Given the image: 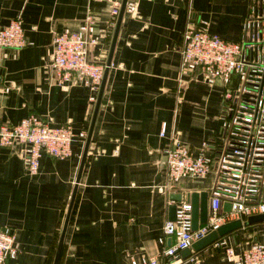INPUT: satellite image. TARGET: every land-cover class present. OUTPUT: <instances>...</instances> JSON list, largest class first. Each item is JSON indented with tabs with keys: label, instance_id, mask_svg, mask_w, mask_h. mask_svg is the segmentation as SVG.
<instances>
[{
	"label": "crops",
	"instance_id": "obj_1",
	"mask_svg": "<svg viewBox=\"0 0 264 264\" xmlns=\"http://www.w3.org/2000/svg\"><path fill=\"white\" fill-rule=\"evenodd\" d=\"M115 2L122 0H0V24L19 17L29 42L0 48V123L36 113L50 124L70 121L75 133L86 134L71 142L66 157L43 152L34 173L19 152L0 144V228H10L18 246L6 264L53 263L96 102L82 82L60 83L50 74L53 34L77 30L90 15L98 35L90 56L106 62L116 21L105 30ZM249 2L138 0L134 14L124 10L57 264H131L160 254L162 226L179 201L172 194L182 199L207 191L208 215L212 172L166 187L163 150L173 134L196 153L222 132L223 86L185 75L178 90L179 46L185 26L200 20L222 38L239 39ZM234 218L240 217L227 220ZM218 239L196 250L199 264H234L243 248L264 242V221Z\"/></svg>",
	"mask_w": 264,
	"mask_h": 264
},
{
	"label": "built area",
	"instance_id": "obj_2",
	"mask_svg": "<svg viewBox=\"0 0 264 264\" xmlns=\"http://www.w3.org/2000/svg\"><path fill=\"white\" fill-rule=\"evenodd\" d=\"M249 1L239 39L222 38L200 20L185 26L179 46L178 90L185 83V75H199L207 83L220 82L223 86L219 140L212 145L204 140L193 153L173 134L169 146L163 150L166 187L186 176L214 174L208 192L207 220L194 229L191 201L180 199L175 204L174 218L166 219L162 226L160 241L164 247L160 254L131 259V264H199L198 252L192 248L194 240L227 219L264 213V0ZM137 6L138 0H126L124 10L134 14ZM119 8L120 4L115 2L106 34L110 33ZM97 41L94 20L87 15L77 30L55 32L46 55L50 74L60 83L82 82L90 89L88 98L92 102L96 100L106 65L105 60L90 56ZM27 43L19 17L0 24V48H16ZM164 133L165 124L161 129V134ZM85 135L84 131L75 133L70 121L50 124L36 113H29L16 123H0V144L19 152L32 173L38 171L43 152L66 157L71 153V142L76 137L84 139ZM209 146L213 148L208 150ZM224 202L230 204V209L222 213ZM184 248L190 249L187 256L181 254ZM17 254L13 231L0 228V264H6L7 259ZM234 264H264V242L253 241L243 248Z\"/></svg>",
	"mask_w": 264,
	"mask_h": 264
},
{
	"label": "water",
	"instance_id": "obj_3",
	"mask_svg": "<svg viewBox=\"0 0 264 264\" xmlns=\"http://www.w3.org/2000/svg\"><path fill=\"white\" fill-rule=\"evenodd\" d=\"M125 3L126 0H122L120 8H119V12H118V16H117V20H116V24H115V28H114V32H113V36H112V41H111V46L108 52V56H107V60H106V65L103 71V75H102V79H101V83L99 86V90H98V94H97V98H96V102H95V106H94V111H93V115H92V120L88 129V133L86 136V140H85V144H84V150L82 153V157L80 160V164H79V168H78V172L76 175V180H75V184L73 186L72 189V193H71V197L68 203V208L66 211V215L64 218V222L62 225V229H61V233H60V237L58 240V244H57V248L55 251V255L53 258V263L52 264H57L58 263V259H59V255H60V251L62 248V243H63V238H64V233L66 230V226L68 224V220H69V216L71 213V209H72V205H73V201L75 198V194H76V189H77V185H78V181L80 178V174H81V170H82V166L86 157V153H87V149H88V145L90 142V138H91V132H92V128H93V124H94V120L96 117V113H97V109H98V105L100 102V98H101V94L103 91V87H104V83H105V79H106V75L108 72V67L110 65L111 62V57H112V52H113V48H114V44L116 41V36L118 33V29L120 26V22L122 19V15L125 9ZM172 198L173 199H181V195L179 193L176 194H172ZM200 198V203L198 204L197 199ZM191 201L192 204V227L195 229L198 226L199 222H205L207 220V191H201V192H191L188 195V198ZM263 199H264V194H263ZM223 206L225 209L230 208V204L227 202L223 203ZM169 219H173L175 216V204L172 203L169 207ZM264 221V213H257V214H251L248 215L246 220L242 221L241 218H234L231 220H227L223 223H221L217 228L210 230L208 233H206L204 236L196 239L193 241L192 243V248L194 250H199L209 244H211L214 240L218 239L220 236L231 232L239 227H241L242 225H247V224H251V223H255V222H262ZM190 253V249L189 248H184L181 250V254L182 256H187Z\"/></svg>",
	"mask_w": 264,
	"mask_h": 264
}]
</instances>
